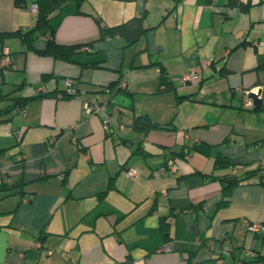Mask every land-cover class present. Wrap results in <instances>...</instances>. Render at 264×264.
<instances>
[{"label":"crops","instance_id":"1","mask_svg":"<svg viewBox=\"0 0 264 264\" xmlns=\"http://www.w3.org/2000/svg\"><path fill=\"white\" fill-rule=\"evenodd\" d=\"M31 1L0 0V31L32 27ZM231 1L81 0L79 12L67 1L51 24L56 42L82 44L74 62L17 37L0 43L11 58L0 108L13 107L0 120V264H264V232L246 225H264V179L240 182L215 208L220 183L204 177L264 174V0ZM139 15L148 30L137 42L96 39L98 24ZM188 69L199 78L184 84ZM63 77L80 99L107 103V130L80 99L59 96ZM256 87L252 110L243 91ZM26 97L22 114L14 106ZM139 115L168 128L139 132ZM217 154L233 165L214 168Z\"/></svg>","mask_w":264,"mask_h":264},{"label":"trees","instance_id":"2","mask_svg":"<svg viewBox=\"0 0 264 264\" xmlns=\"http://www.w3.org/2000/svg\"><path fill=\"white\" fill-rule=\"evenodd\" d=\"M18 3V0H14ZM70 0H32L31 3L36 5V14L34 17V24L29 28H18L13 31L1 32L0 31V43H2L7 37L13 36L17 37L20 42L24 45V50H32L35 53L43 56H49L52 59H59L67 62H74L73 56L80 50L81 43L76 44H61L54 40L53 28L51 24V19L59 12L62 4ZM76 3V11L79 12V5L81 0H73ZM232 4H236L235 0L231 1ZM29 7V6H28ZM147 27L143 25V16H131L119 23L112 25H101L98 24V34L96 39L103 40L111 37H122L127 44H132L137 42L146 32ZM46 37L44 45L42 48H36L34 43L39 38ZM164 71H160L159 81L160 83L165 82ZM47 75H43L42 78H46ZM109 89L115 87V83L111 82L107 85ZM4 97V96H3ZM68 97V96H66ZM30 97L23 99H17V104L14 106L19 110L21 107H25L26 103ZM11 106H6L0 108V120H3V116L11 110ZM132 126L139 132H146L151 129H167V125L159 124L153 122L149 119L147 115H139L133 119ZM202 146H197V149H201ZM180 157H184L186 153L181 151L176 153ZM233 165L228 158L217 154L214 158L213 167L214 168H225L227 166ZM257 175V180L259 182L264 179V174L260 173L259 169H253L245 172L243 177H237L235 175H205V179H216L220 183V199L215 203V208H219L227 205L229 201V193L232 187L239 184L240 182L252 178V176ZM161 223L162 236L166 240L169 236L170 223ZM166 225V226H165ZM166 227V228H165ZM262 257L258 256L255 260H261Z\"/></svg>","mask_w":264,"mask_h":264},{"label":"built area","instance_id":"3","mask_svg":"<svg viewBox=\"0 0 264 264\" xmlns=\"http://www.w3.org/2000/svg\"><path fill=\"white\" fill-rule=\"evenodd\" d=\"M29 11L30 13L35 16L36 14V5L31 3L29 5ZM11 58L8 52H2L0 55V75L1 73L6 69V67L10 64ZM199 78L198 73H196L192 69L186 70L182 76L181 80L184 84H190L194 83L197 81ZM61 82L63 84V91L59 93V96H69V97H74L77 99H80L78 91L74 88L73 86V80L72 78L69 77H63L61 78ZM122 84L120 83L119 86ZM248 89L243 91V99H242V105L247 108H252V98L249 96L250 92L257 93V89ZM44 90V85H40L38 87V91L42 92ZM103 90L105 92H109L110 89L107 86L103 87ZM201 91H205V86L201 87ZM259 96V95H258ZM82 103V113L84 116L88 115H98L101 120V124L104 130L108 129L109 122H110V114H109V109L107 106V103L105 101H100L97 98H88V99H80ZM20 113H25V107L19 108ZM14 134L17 138L20 137V131L16 130L14 131ZM169 169L173 171L175 169L174 163H169ZM162 170V169H160ZM124 174L128 178L135 177L137 175V170L132 167H127L124 169ZM247 225V231L250 233H257V232H264V225L255 223V222H246ZM32 246L35 248L40 247V243L38 241H33ZM50 251H47V254H49ZM220 254H229V249L227 247H222L219 250ZM232 264H244L242 263L241 260H234Z\"/></svg>","mask_w":264,"mask_h":264},{"label":"water","instance_id":"4","mask_svg":"<svg viewBox=\"0 0 264 264\" xmlns=\"http://www.w3.org/2000/svg\"><path fill=\"white\" fill-rule=\"evenodd\" d=\"M259 94V89L257 90V93H249V96L252 98V110H259L261 108V98L258 97Z\"/></svg>","mask_w":264,"mask_h":264}]
</instances>
